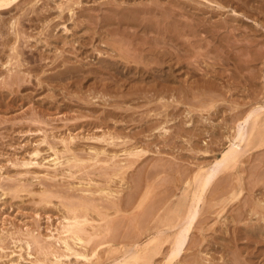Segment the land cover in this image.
Instances as JSON below:
<instances>
[{"label":"rangeland","instance_id":"374dc122","mask_svg":"<svg viewBox=\"0 0 264 264\" xmlns=\"http://www.w3.org/2000/svg\"><path fill=\"white\" fill-rule=\"evenodd\" d=\"M21 1H25V2L22 3ZM33 1L34 0H32V2L31 0H27V2H29L27 3L26 0H15L13 3L6 5L7 6L6 8L5 6H2V7L0 6L1 7L0 8V252H1L0 253V264H32V263L37 264V260L39 261L38 264H45V261L47 264H52L48 261H51V262L55 261L53 262V264H57L56 259L53 256L48 255L49 256L48 257V256L40 255V252H39L40 246L39 244H36L33 241V238L30 235L34 234L33 236L38 237L37 236L38 234L39 235L38 239L42 237L41 239H39L40 242L45 240V242L47 243L49 241L48 244H45V243L43 244V242L41 244L49 245L50 243V245L52 246L54 244L53 246L54 248L55 247L57 248L59 246L58 247L59 249L58 248L55 249L56 251L59 250L60 252V250H62L65 252L64 244L62 242L56 241V239L58 240L59 238L58 231L62 230L63 228L62 226L64 225V222H65L64 217H66V214H67V211L64 205H66V202L70 203L71 200L73 202H76L79 199H81V197L82 198L87 197L88 199H94L93 201L96 202V204H98L99 210L100 209L102 210V208L106 206L111 208V210H108V211L104 210L110 213L109 214L110 218L108 216V219L103 220L102 223L100 221L101 217H99L97 213L95 212L94 213L91 212L89 218H93V219L95 218L94 219L95 223L93 221L92 224L96 228L98 227V229L100 227L104 228L110 219V225L112 226V229H109V231L105 232V234L103 232L104 235L99 234L102 237L104 236L103 238L101 236L100 238L99 235L98 236L96 235L97 238H99L100 240L98 239L95 242L96 238L95 239L93 238L94 240L93 239H92L93 241L91 240L93 243L90 241L89 245L86 244L85 246H83L81 244L75 245L74 243H71L72 245H74V249L76 248L75 250L77 251L81 250L80 252H83L84 254H86L89 257L88 258L89 260H85V259L83 260L80 257H77V256L75 257V255H71L69 257L70 260H68L69 258L67 260L62 258V262H60L59 264H67V263L68 264H84V262L85 264H94V262L95 264H107V263L111 264L112 262H114L113 264H116L115 262H119V261L121 262L123 260L128 261L132 256L135 255L134 253L136 252L138 253L141 251V253L145 252L146 254H150L149 252L154 247V245H149L148 247H146V243L149 241L150 238L157 236V234L161 235V232H162V235H161L162 237L169 236V235H172V233L174 234L175 232L179 230L180 227L179 228L177 227L175 229L168 228V226H166L165 221L171 215V213H169L170 209L174 208V206L177 207L178 204H180V201L182 202L183 199H187L186 200L187 202L188 201L189 203L191 202V197H193L192 195L194 193L193 189L195 191L197 184H198V183H195L196 184L195 185L192 182L194 181L193 175L195 174L194 176H196V174L200 172L199 169H201L202 166L205 167L206 170L208 169V171L213 169L212 167H214L216 160H218V158L219 159L221 158L222 154L226 151V149L227 150L229 149V145L231 146L235 142L237 144V141L236 139H234V136H236V133L238 131H241L242 128H243L242 132L246 136V137L244 136L246 140L243 141V143L242 142L238 143L240 144L239 145L240 148L237 146L238 151L240 149L239 159L241 163H239V159H238L236 163L237 166L236 165L234 166L236 167L235 168L236 170L229 169L230 171L226 170L222 174L219 173L216 177L217 179L215 178L216 180H213V183L211 184V188L206 192V195L204 198L205 203L201 202L199 205L200 207L199 217L205 218L207 220L202 221L199 218L200 222L198 223L200 224H196L190 237L187 238V242H186L187 244L184 246V251L179 256L178 260L173 264H196V262L197 264H224L225 262H226L225 264H229V262L233 264L234 260L236 259H241V260H236L235 264L236 263L237 264L238 263L239 264L240 263L241 264H259V263L264 264V236H263L264 235V225H262L264 222L260 218V216L264 215V201H263L264 181L263 182L260 181V184L258 185L256 184L259 181L258 180L259 178H261V180H264V173H262L264 172V162H263L264 154H262L264 152L263 151L264 145H260L256 147L258 144L249 145L247 143L249 141L247 140L248 138L247 134L250 133L251 131L250 125H252L253 124L252 122L254 121L252 119L247 122H244L243 119L238 118V113L240 114L243 113L242 115L239 114V117H242L244 115L246 116L248 114L246 113V111H251V109L259 110V112L257 113L264 116V111H263L264 108H262L264 107V104H263L264 103V82H263L264 81V73H263L264 72V63H263L264 57H262L264 54V42H263L264 41V0H183V1L173 0V2L172 0H165V1L164 0H156V1L155 0H145V1L139 0V2L141 3L136 2L138 0H134V2L133 0H130L131 2H129L128 0H125V1L122 0L124 3H122L121 0H119V2L118 0H47V2L46 0H43V1L35 0L34 3ZM157 1L159 3H157ZM184 1L186 2V4H183L185 3ZM64 2H65V5L68 6V10L66 9V6H64V8L66 9L64 10L65 15L62 13V8H61L62 3ZM153 2L154 3L156 2V3L154 4ZM160 2H162L161 4H164L165 2L166 3L164 5H161ZM171 2L175 4L173 5L171 4ZM35 3L36 5L33 6V4ZM135 3L136 4L139 3V4L136 6ZM144 3L147 6L149 5V8L146 5H145L146 7L143 6ZM178 3L180 4L179 7H177L179 5ZM127 4L131 6H128ZM132 4H135V5L132 6ZM125 5H127L128 7ZM156 5L158 6L161 5L162 7H158ZM185 5L186 6L188 5L187 6L188 9L187 7H185ZM124 7H126L128 11L129 10L140 11L141 12L140 16L143 17L144 20L146 19L144 22H147V23L150 22V24L155 26L154 31L149 32L147 35L152 39L150 43H154L155 42L154 40L157 41L158 39H160L158 41L161 42V44H159L160 49L156 47L155 48L156 51H153L155 56H152L154 54L152 55L150 54L152 57L149 55V57L146 58L148 60V61L146 60L148 63L147 68H145L144 65L142 64H138L141 68L143 67L144 70H138L136 68V65H137L136 62H130V64L125 65V66L124 65L122 66L121 64L119 67L113 68L112 66L111 67L107 66L106 65L108 64L107 62H101L98 60V57L99 59H107L110 62H113V59L115 61V58L119 59L118 57H115V58L112 57L115 55V53L111 50L110 47L106 45L105 41H107V39H101V35L104 37V34H106L109 31L108 28L110 29L114 28V26L107 27L108 23H107L106 18L108 16L110 17L114 16V13H112L111 10H117V9L122 10V11L127 10ZM185 8L187 11L185 10ZM69 9H73V10L70 11ZM165 10H168V11H165ZM181 10H183V12ZM152 11L157 13L156 18L157 17L160 18L159 16L162 15V17L160 18L162 23L159 22L160 21L159 19H156L158 20V22L155 20L154 18L155 16H153L151 13ZM157 11H160V12H157ZM170 11L171 13H169ZM68 13H69V16H68ZM71 13L73 15H71ZM123 13L124 12H122L120 16L124 15ZM143 13L144 15L146 13V15L144 16ZM147 13L148 14L151 13L150 16L151 15L152 16L148 17ZM168 13L171 18L167 15ZM243 13L245 14L243 15ZM208 14H211L212 16ZM37 15H40V16H37ZM181 15L183 16L180 17ZM197 15L200 17H198ZM72 16L75 19V21L74 19H72ZM178 16L180 17L181 20H179ZM48 17H49V20H47ZM70 17L73 21H71ZM100 17L102 21L98 22ZM15 18L17 20L18 18H21V19L18 20L19 21L18 22ZM117 18H119V14ZM13 19L15 20L14 21L15 23L13 22ZM171 19H172V22L173 21L175 22V20H177L175 24H178V25L177 26L174 25V22L172 23ZM21 20H22V26L20 23ZM85 20L87 21L86 23H85ZM114 20L116 21V19ZM178 20L180 23L178 22ZM201 21H203L204 23L206 22L207 24L206 23L204 24ZM74 22L76 23L75 26L77 27L74 26L75 24ZM102 22L103 24L106 25V28L104 29L101 28V25H103L101 24ZM185 22H187V24H184ZM188 23L193 24L192 25L193 29H196V34L198 37L194 34H192L193 35L192 36L189 31H187L189 34L188 33H185V35L183 34L182 31L185 30L184 27L185 25H188ZM93 24H96V26H94ZM156 24L158 27L156 26ZM217 24L222 25V27ZM11 25L13 27H10ZM180 25L181 26L183 25V26L179 27ZM14 26L15 28L17 27L16 29H18L17 31H18L19 36L17 35V31L15 30ZM175 26L179 31L176 32ZM192 26L190 25L191 29H192ZM12 28L15 32H13ZM66 28L68 30H66ZM202 28L203 29L205 28V30H207L208 32L205 30L203 31ZM222 28L225 30H222ZM226 28L228 29V31ZM10 29L12 32L10 31ZM165 29H166V32H165ZM131 30L134 31V29L129 28L128 32H132ZM156 30H160L161 33L157 34ZM92 31L93 32L96 31L97 33H93ZM230 31H233L234 33ZM250 32L252 33V35ZM99 33L101 35H99ZM143 33L144 32L141 31V34L139 32V34L136 35V37L138 38L137 41L139 40L141 41L143 39L142 38V36L144 35ZM177 33L178 34L180 33L179 36ZM82 35L83 36L85 35V36L83 37ZM181 35L186 37L185 39L187 40L183 39L184 37ZM163 36H164V39H162ZM212 36H214L215 38ZM248 36H249V39H247ZM190 37H193V38L196 37L198 39L195 40L196 38L194 39L192 38L190 39V42H189L188 39ZM204 37H206V39ZM118 38L119 37L117 36V39ZM170 38L172 39L171 41H170ZM176 38L178 39L177 42H176ZM202 38L205 39L206 41H204ZM241 38L243 39L241 40ZM85 39H88L87 43H85L84 41ZM200 39L203 40V41L201 40V43L199 41ZM16 41L19 42L18 43L19 45L17 44ZM28 41L30 44L28 43ZM255 42L257 44H255ZM171 43H174V44H171ZM46 44H48V46ZM195 44H196V47H198L197 49L194 46ZM13 45H14V48L15 46L16 48L19 46L20 47L17 49L15 48V50L12 51L11 49ZM81 45L84 47H82ZM197 45H201L203 48ZM207 45L209 46V48H206L208 47ZM177 46H179L180 48ZM192 46H194V48ZM254 46L257 48H255ZM126 47L130 48V46H126ZM253 50H254V53H253ZM200 51H204V53H200ZM176 52H180L177 54H181V55H177ZM184 52L186 54H184ZM136 53H138L137 55H139L141 52L136 51ZM166 53L168 54L167 57H170V56L174 57L173 59L174 62H176L175 59L176 60L179 59L178 57H183L182 59L180 58L181 60L180 63H182V65L178 66L177 64H175L177 67L176 69L174 68L175 65H173L172 72L174 71L173 73H175V75L173 74V76H170L172 79H170L169 77L170 71L168 70V67H166L167 65L164 64L160 66L159 62H157L158 64L155 62V60L157 61L160 59L159 58L160 55H165ZM212 54L215 56V58L218 57L215 59L216 61H214L213 59L214 56H211ZM253 54L254 56L258 55V56H255L256 59L252 58L254 57ZM222 55H223V58H219ZM140 56L142 55L140 54ZM149 58H152V60ZM153 58H155V60ZM249 58H251V60ZM8 59L9 61L13 59L11 62L12 64L8 62ZM66 59L69 60V62ZM239 59H241L242 62H240ZM63 60H66V61L63 62ZM182 60L189 61V63L187 61L185 62H187L190 66L188 67V64H186L185 62H182ZM200 60L202 62H200ZM244 60L246 64L243 63ZM219 61H222L223 63L225 62V64L223 65V63ZM237 61H239V63ZM160 62H163V61L160 60ZM217 62H218V65H217ZM13 63H16L18 65L13 64ZM103 65L105 66V70L103 69L104 67H102ZM66 66L68 68H66ZM70 66H72L74 70L76 69L78 70L72 71L71 70L72 68H70ZM77 66L79 67L81 66V67L79 68ZM82 66L84 67V69ZM196 66L198 67V69L196 68ZM161 67L163 68V72L162 71L160 72V70L158 69ZM125 68L127 70H125ZM213 68L214 69L216 68L217 70L216 69L214 70ZM218 68H220L221 69V70L219 69L220 72L221 73L224 72V74L225 72L227 73V70H228V73H231L230 76L228 73L225 74L226 76L222 75L219 72ZM91 69L93 71H91ZM118 69L119 71L117 72L116 70ZM166 69L168 73L166 72ZM250 69L254 76H252V74L248 71ZM252 69H255L257 73L255 70L252 71ZM13 70H15L14 71L15 74L13 73ZM62 70L64 71L63 74H65V76L62 74ZM68 70L71 71L70 74ZM204 70H205V73L207 71V73L209 74L207 73L205 74ZM244 70L246 71V74L244 73L245 72ZM113 71H116V73ZM184 71L188 73H184ZM194 71L196 73H194ZM86 72H87V75H84ZM88 72L89 73L92 72L93 74H88ZM99 72L102 74H99ZM201 72L204 73V75ZM66 73H68L67 76H66ZM95 73H97L98 75ZM26 74L31 77L26 76ZM131 74L133 75V78ZM141 74H142V77H141ZM156 74L157 75L160 74V75L155 77L154 75ZM196 74L197 76H195ZM258 74L260 77L258 76ZM62 75L64 77H62ZM201 75L204 76L205 78H203ZM17 76L20 77V79ZM143 76L145 77L149 76V77L145 78ZM48 77H49V80H47ZM152 77L153 79L156 78L155 81L152 80ZM209 77L211 78L208 81ZM232 77H234V79H231ZM242 77L245 79L247 78V79L245 80ZM51 78L54 81L53 80L50 81ZM249 79L252 81H250ZM255 80L257 82H260L261 85L257 82L253 84L254 83L253 81ZM245 81H247V83ZM155 82L158 84H155ZM142 83L146 85L143 84L144 86H142ZM149 83L152 86L151 85L148 86ZM155 85H157L158 87ZM166 85H173L175 87L179 86L183 90L179 89V91L178 90L172 91L166 88L165 87ZM259 85L260 87H258ZM261 86H263V88ZM256 87L258 91H260L259 93L256 90ZM181 90L184 91V93L179 94L181 93ZM216 92L218 94H216ZM174 94H176L175 97H174ZM246 94H248V96H246ZM252 95L253 96L255 95V97H253ZM204 96L206 97V99L204 98ZM237 96L238 98H236ZM196 97H198V99L199 98L201 99L202 97L203 98L201 100L200 99L198 100ZM245 99H247V101H245ZM195 102H197V104H195ZM259 102L261 103L259 104ZM202 103L204 106L202 105ZM184 104L188 106H185ZM172 105H175L177 109L174 108ZM254 105L257 107L259 105L261 107L262 105V107L261 109H259L260 107L257 108ZM189 106L192 108H190ZM236 106H238L237 109L235 108ZM206 112H210V113H206ZM260 112L261 113L263 112V114H261ZM263 116L258 117L261 123L264 122ZM233 119L235 120L236 123L233 121ZM227 122L229 123L227 124ZM248 126H250V128ZM247 127L250 131H246ZM214 135H215V138H214ZM111 136H116V137L119 136L122 139L116 138L114 140V138H112ZM109 142L112 145L108 144ZM65 146L67 147L65 148ZM130 147L132 148L130 149ZM139 147L142 150V152H140ZM135 148H136V152H140L142 154L139 155V153L138 154L135 153ZM65 149L67 150V153H68V154L64 153L66 157V161L68 162V159H70V161L73 159L71 163L70 161L66 163L64 159L65 157H63L64 155L62 153ZM71 149H73V153L74 151H76V153L71 154L70 153L72 152ZM242 150L243 151L246 150V152H244L245 156L244 154H242L243 157L241 155V152H243ZM107 151L111 154H109ZM128 151L131 154L133 153L132 157L131 155H129ZM101 152H104V153L101 154ZM56 153L59 156L57 155L56 157L55 155ZM96 153L97 155H94ZM105 153L107 156H105ZM136 154H137V157H136ZM117 155L118 157H116ZM258 155H261L262 158L261 157L259 158ZM123 156H126V157H123ZM61 157L63 159H61ZM74 157L78 158V161L76 160L77 162L74 160ZM79 158H84V164L82 163L77 164L81 162L82 160V159L79 160ZM93 158L95 159V162L94 160L93 161L91 160ZM98 158L101 160H99ZM53 159L54 161L56 160V162H54ZM88 159L89 161H87ZM99 161H101V163ZM106 161L107 162L109 161L108 162L109 164L107 163L108 166L106 165ZM58 162H60V164H58L60 166L55 164ZM102 162H105V163H102ZM72 163L77 164L78 166L77 167L74 166L73 168V166H71ZM54 164L56 165V167ZM91 164H93L94 166ZM210 165H211V168L209 167ZM128 166H130V168ZM257 166L260 167V168L258 167V170L256 168ZM69 168H73V169L69 170ZM109 168H112V169H109ZM205 169H202L203 173L205 172L204 171ZM196 171L197 173H195ZM236 171L239 172L240 174L236 173ZM69 172L70 174H67ZM105 172L108 175L106 174L103 175ZM114 172L115 174L113 175L115 176L112 175V173ZM249 172L252 175L249 174ZM71 173H74L73 174L74 176ZM185 173L187 176L184 175ZM246 174L249 176H247ZM256 174L258 175L256 176ZM184 176H186L187 178H185ZM235 177L236 178L239 177L238 178L239 181H235L236 179ZM246 177L247 178L249 177L248 179L250 178L253 179L252 180L253 182L251 181V179L250 181H248ZM106 178L108 181L105 180ZM254 178H257L255 179L256 183L254 182ZM121 179H124V181ZM93 180H94V183L93 182L91 183V181ZM182 180L185 182H183ZM187 180L192 182L190 187H187V183H186ZM246 181H248L247 183L249 182L250 183L247 184ZM96 182L99 184H97ZM109 182H110V188L108 184ZM134 182H135V185H134ZM138 182L140 184H138ZM220 182H221V186L218 189L215 188V190H213L214 187H216V184L220 185ZM89 183L91 186L89 185ZM111 183L114 185H112ZM252 183L256 184L257 187ZM226 184H228V186ZM246 184L249 186L254 185L256 188L254 187L255 189H253L252 186L250 188ZM138 185L140 186V190H137L138 191L137 192L135 189L138 187ZM105 186H108V187H105ZM148 187H150V189L145 190L146 188L148 189ZM85 188L88 189L90 192L86 190ZM100 188H103L104 190L106 189L105 191H108V190H112V192L114 191L115 198L106 197L104 194L95 193L96 191L98 192L99 190H103ZM185 188L187 189V191ZM188 188L189 190L190 189L192 190V195L190 194L191 190L189 191ZM249 188L252 189L253 192L249 191L250 190ZM184 189L186 193L185 191L184 193L181 192ZM84 190L88 191L89 193L91 192H94V193L92 194H89L88 192L82 193L84 192ZM211 190H213V192ZM118 191L120 193H118ZM210 191L212 193H210ZM235 191L236 193L237 192L238 193H237L236 198H233L232 193ZM241 191H244V192H241ZM146 192H148L149 194L147 195ZM221 192L222 194L223 193L224 194L220 195ZM127 193H129L128 194L129 196H125L127 195ZM182 193L184 195L187 194L188 196L185 195L186 198H184V195H181ZM252 193L255 196H253ZM261 193L263 194V197L260 196ZM117 194H118L119 200L118 198H116ZM143 194L144 195L146 194L147 197L145 198L146 195L144 196ZM179 194L183 198H181ZM134 195H135V199L133 198L134 200L132 202L129 201L130 197H133ZM218 195L220 197H218ZM141 198L145 199L143 200L144 202H142L143 207L142 206L137 207L139 205L138 201L142 200ZM219 199H222V200H219ZM123 200L125 202L127 201V203L128 201L129 203L131 202L130 206H128L129 203L127 205H124L126 203ZM255 201L257 205L255 204ZM101 202L104 205L101 204ZM105 202H106V206H105ZM217 202H219L220 204ZM111 203H113L112 204L113 207L114 205L118 204L117 207H119V209L123 213L121 212L120 214L119 212L116 213L115 210H113L114 208H112V206H109L111 205ZM258 204L262 206L263 209H260L262 207H258ZM240 205L241 207H238ZM136 207L138 209H136ZM233 208H234V211L232 212ZM218 209L219 210L222 209V210L219 211ZM251 209L254 212H252ZM150 211L152 212V214H150L151 213ZM244 211L247 214H245ZM247 211L249 212L251 211V212L248 213ZM238 212L240 213V215L238 214ZM116 214H118L117 215L118 217H117V221L115 222ZM143 214L146 215L144 217H146L147 219H144ZM147 214H148V217H147ZM249 214L251 215L250 217L248 216ZM256 214H257V217H256ZM244 216L245 217L247 216V218H245ZM237 217H239L241 221ZM243 217L245 220L243 219ZM224 219L226 221L228 220L229 222L228 221L226 222ZM142 220L145 222H142ZM232 220L234 221L236 220V221L234 222ZM249 220L251 221L248 222ZM96 221H100V223ZM139 221H141L142 226L144 228L140 226L141 223H139ZM224 222H225V225H224ZM115 223L117 224L120 223V225L118 224V228L115 227L117 226ZM220 226H223L224 230ZM114 227L115 229L118 230V231L116 230L115 232L117 235L113 232ZM140 227H142L143 230L140 229ZM96 228L94 229L93 227H88V230L90 233L95 234L96 233L95 231L97 230ZM169 229L170 231H168ZM110 231H112L113 233H111ZM32 232L33 234H31ZM108 232L110 235H108ZM220 232H222L223 234ZM52 235L56 237L55 240L49 238V237H52ZM107 235L109 237H107ZM138 235H139V239L136 238V241H135L134 238L138 237ZM236 236L238 239H236ZM114 237L118 239L116 240ZM253 237L254 238L257 237L258 239L255 238L253 240L252 239ZM109 238L110 240H108ZM111 238L114 239V241L112 240L113 242L111 241ZM223 238H225V240ZM196 239L204 243H199L200 241L197 242ZM259 239L261 241H259ZM207 241L211 242V244L210 243L207 244ZM216 241H219V244L218 242L216 244ZM231 241H234V242H231ZM250 241H255L256 243L255 242L250 243ZM94 242L98 243V245L95 244ZM229 242L232 244L230 245ZM28 243L30 244V248H28L27 246ZM135 243L139 244L140 246L135 245ZM141 243L142 244L145 243L143 244L145 246H143ZM196 243L201 244V246L197 245ZM227 243H229L230 247L228 245L226 246ZM245 244L247 246H245ZM91 246L93 247V249ZM94 246H96L97 249ZM111 246L113 247L111 248ZM134 246L135 247L137 246V247L135 248ZM163 246L160 250V253L157 254L153 259H151V262L148 264H165L166 262L165 259H166V255L168 252V248L170 247V244L164 243ZM61 247H63L64 250ZM90 247L92 250L90 249ZM133 247L135 248V250ZM117 248L119 249V252L115 251ZM123 248L124 249L126 248L127 251H125L126 249L124 250ZM131 248H133L132 249L133 254L129 253V251L131 252ZM146 248L148 249V252L146 251ZM94 249H96L95 250L96 253L93 251ZM246 249L247 251L244 252V250ZM82 250H85V251H82ZM112 250H114V252ZM251 251L255 255L251 253ZM93 253L96 255H93ZM106 253H107V256H106ZM122 253L128 255L129 257ZM121 255H124V256L122 257ZM237 255L239 258L237 257ZM43 257L44 258L47 257L48 259L46 258L47 260L44 259L43 261ZM35 259H36V262H35ZM154 259L157 262L154 261ZM161 260L163 263L161 262Z\"/></svg>","mask_w":264,"mask_h":264},{"label":"bare ground","instance_id":"6f19581e","mask_svg":"<svg viewBox=\"0 0 264 264\" xmlns=\"http://www.w3.org/2000/svg\"><path fill=\"white\" fill-rule=\"evenodd\" d=\"M15 0H0V6L2 7V6H5V8L7 7L6 5H9V4H11V3H13ZM35 1V0H34ZM34 1H33V3H34ZM41 1V0H40ZM43 1V0H42ZM122 1V0H121ZM120 1V2H121ZM125 1V0H124ZM129 2H131L130 0H128ZM142 1V0H141ZM145 1V0H144ZM143 1V2H144ZM156 1V0H155ZM165 1V0H164ZM164 1H162V2H164ZM175 1V0H174ZM183 1V0H182ZM22 3L23 2H25V1H21ZM26 2H27V0H26ZM31 2H32V0H31ZM30 2V3H31ZM46 2H47V0H46ZM80 2V1H79ZM117 2V1H116ZM115 2V3H116ZM118 2H119V0H118ZM133 2H134V0H133ZM136 2H139V0L138 1H136ZM147 2H149V1H147ZM162 2H160V4L162 3ZM172 2H173V0H172ZM171 2V4H173ZM185 2V1H184ZM22 3H20V4H22ZM27 3H29V2H27ZM26 3V4H27ZM37 3V2H36ZM36 3L35 4H33V6L34 5H36ZM38 3H39V1H38ZM74 3V2H73ZM114 3V4H115ZM122 3H124L123 1H122ZM126 3V2H125ZM139 3H141V2H139ZM139 3H135L136 4V6L139 4ZM154 3V2H153ZM153 3H152V5H153ZM156 3V2H155ZM154 3V4H155ZM157 3H159L158 1H157ZM166 3V2H165ZM164 3V4H165ZM229 3V2H228ZM32 4V3H31ZM120 4V3H119ZM129 4V3H128ZM127 4V5H128ZM135 4H132V6L133 5H135ZM164 4H161V5H164ZM175 4V3H174ZM173 4V5H174ZM179 4V3H178ZM178 4H176V5H178ZM183 4H186V2L185 3H183ZM182 4V5H183ZM30 5V4H29ZM39 5V4H38ZM71 5V4H70ZM118 5V4H117ZM122 5V4H121ZM127 5H125V6H127ZM141 5V4H140ZM146 4L144 3V5L143 6H145ZM158 6V5H156V6H158V7H162V6ZM181 5V6H182ZM227 5V4H226ZM42 6H44V5H42ZM47 6V5H46ZM61 6V5H60ZM64 6H66L65 5V2L64 3H62V13L64 14V10H68V6H66V9L64 8ZM72 6V5H71ZM78 6H80V5H78ZM128 6H131V5H128ZM127 6V7H128ZM147 6V5H146ZM145 6V7H146ZM170 6V5H169ZM180 6V4L177 6V7H179ZM188 6V5H187ZM186 5H185V7H187ZM229 6H231V5H229ZM262 6V5H261ZM0 7V8H1ZM9 7V6H8ZM15 7H17V6H15ZM36 7V6H35ZM70 7V6H69ZM145 7H144V9H145ZM148 8H149V5L147 6ZM174 7V6H173ZM172 7V8H173ZM183 7V6H182ZM219 7V6H218ZM73 8V7H72ZM125 9H127L126 7H124ZM133 8V7H132ZM131 8V9H132ZM170 8V7H169ZM181 8V7H180ZM220 8V7H219ZM8 9V8H7ZM109 9V8H108ZM152 9V8H151ZM156 9H157V7H156ZM163 9V8H162ZM183 9V8H182ZM187 9H188V7H187ZM31 10V9H30ZM30 10H29V12H30ZM70 11L71 10H73V9H69ZM161 10V9H160ZM164 10V9H163ZM185 10H186V8H185ZM23 11V10H22ZM21 11V12H22ZM33 11V10H32ZM32 11H31V13H32ZM47 11V10H46ZM51 11V10H50ZM49 11V12H50ZM112 11V13H114V16H112V17H110V16H108L106 19H107V23H108V26L107 27H109V26H114V28H112V29H110V28H108L109 29V31L107 32V30H106V34H104V37L99 33V35H101V39H107V41H105V43H106V45L108 46V47H110L111 48V50L115 53V55L114 56H112V57H118L119 59H116L115 58V61H114V59H113V62H110V61H108L107 59H99V57H98V60L99 61H101V62H107L108 64H106L107 66H109V67H113V68H115V67H119L121 64H122V66L124 65H128V64H130V62H136V68L138 69V70H144V68L142 67H140L138 64H142V65H144V67L145 68H147V65H148V63H147V59L146 58H148L149 57V55L151 54H154L153 53V51H156L155 50V48L156 47H158L159 48V44H161V42L160 41H158V40H160V39H158L157 41L156 40H154L155 42L154 43H150L151 42V38L149 37V36H147L148 35V33L149 32H151V31H154V28H155V26L154 25H152V24H150V22H144L145 20L143 19V17H141L140 16V11H136V10H129L128 11V9L127 10H124V11H122V10H111ZM142 11V10H141ZM145 11V10H144ZM154 11H156V10H154ZM154 11H152L151 13H152V15L153 16H155L154 18H155V20L156 19H159L160 20V18L162 17V15L161 16H159L160 18H156V12H154ZM165 11H168V10H165ZM182 12H183V10H181ZM187 11V10H186ZM185 11V12H186ZM234 11V10H233ZM9 12V11H8ZM69 12V11H68ZM110 12V11H109ZM122 12H124L123 14L124 15H122V16H120L121 15V13ZM157 12H160V11H157ZM216 12H218V11H216ZM28 13V12H27ZM34 13V12H33ZM38 13V12H37ZM44 13V12H43ZM48 13V12H47ZM51 13V12H50ZM72 13H74V12H72ZM71 13V15H73ZM79 13V12H78ZM108 13V12H107ZM149 13V12H148ZM147 13V15H148V17L150 16V14H148ZM169 13H171V11L169 12ZM169 13L167 14L168 16H169ZM212 13V12H211ZM236 13V12H235ZM261 13V12H260ZM41 14H42V12H41ZM76 14V13H75ZM74 14V15H75ZM118 14H119V18H117L118 17ZM160 14H162V13H160ZM181 14V13H180ZM192 14H194V13H192ZM245 13H243V15H244ZM24 15H25V13H24ZM65 15V14H64ZM70 15V16H71ZM78 15V14H77ZM82 15V14H81ZM106 15V14H105ZM143 15H144V13H143ZM145 15H146V13H145ZM144 15V16H145ZM151 15V16H152ZM201 15V14H200ZM208 15H211V14H208ZM218 15V14H217ZM247 15V14H246ZM37 16H40V15H37ZM63 16V15H62ZM68 16H69V13H68ZM76 16V15H75ZM117 16V17H116ZM150 16V17H151ZM183 15H181L180 17H182ZM198 16V15H197ZM212 16V15H211ZM44 17V16H43ZM47 17V16H46ZM65 17V16H64ZM79 17V16H78ZM82 17V16H81ZM84 17V16H83ZM86 17V16H85ZM93 17V16H92ZM102 17V16H101ZM101 17H100V19H101ZM166 17V16H165ZM170 17V16H169ZM176 17V16H175ZM179 17V16H178ZM180 17H179V20H181L180 19ZM193 17V16H192ZM198 17H200V16H198ZM204 17H206V16H204ZM209 17V16H208ZM207 17V18H208ZM25 18V17H24ZM66 18V17H65ZM103 18V17H102ZM167 18V17H166ZM171 18V17H170ZM185 18V17H184ZM194 18V17H193ZM16 19V18H15ZM21 18H18V20H20ZM37 19H39V18H37ZM42 19V18H41ZM63 19V18H62ZM70 19H71V17H70ZM72 19H74L73 18V16H72ZM71 19V21H73ZM85 19V18H84ZM98 20V22H100V21H102V19L101 20ZM105 19V18H104ZM114 19H116V21L114 20ZM152 19V18H151ZM150 19V20H151ZM165 19V18H164ZM173 19H174V17H173ZM190 19V18H189ZM195 19V18H194ZM200 19V18H199ZM232 19V18H231ZM17 20V19H16ZM17 20V21H18ZM26 20V19H25ZM47 20H49V17H48V19ZM77 20V19H76ZM88 20H90V19H88ZM149 20V19H148ZM169 20V19H168ZM179 20H178V22H179ZM183 20V19H182ZM186 20V19H185ZM15 20L13 19V22H14ZM31 21V20H30ZM33 21V20H32ZM37 21V20H36ZM70 21V22H71ZM74 21H75V19H74ZM80 21V20H79ZM83 21V20H82ZM109 21V22H108ZM157 22H158V20H156ZM167 21V20H166ZM165 21V22H166ZM170 21V20H169ZM176 21L177 20H175V22H174V25H178V24H175L176 23ZM191 21H192V19H191ZM190 21V22H191ZM225 21V20H224ZM228 21V20H227ZM12 22V23H13ZM19 22V21H18ZM39 22V21H38ZM87 21L85 20V23H86ZM159 22H161V20L159 21ZM164 22V23H165ZM171 22H172V19H171ZM172 22V23H173ZM188 22V21H187ZM187 22H185L184 24H187ZM194 22V21H193ZM192 22V23H193ZM200 22V21H199ZM202 23H204L203 21H201ZM211 22V21H210ZM213 22V21H212ZM226 22V21H225ZM15 23V22H14ZM21 26H22V20H21ZM20 23H19V25H20ZM73 23V22H72ZM75 23V22H74ZM81 23V22H80ZM91 23V22H90ZM162 23V22H161ZM167 23V22H166ZM169 23V22H168ZM180 23V22H179ZM182 23V22H181ZM202 23H200V24H202ZM206 23V22H205ZM204 23V24H205ZM227 23V22H226ZM225 23V24H226ZM44 24V23H43ZM83 24V23H82ZM101 24H103V22L101 23ZM158 24V23H157ZM157 24H156V26H157ZM183 24V25H184ZM197 24V23H196ZM207 24V23H206ZM209 24V23H208ZM212 24V23H211ZM13 25V24H12ZM10 26V27H13V26ZM45 25V24H44ZM55 25H57V24H55ZM76 25V23L74 24V26ZM94 26H96V24H93ZM116 25V26H115ZM164 25H166V24H164ZM171 25V24H170ZM182 25V26H183ZM190 25L192 26L193 24H189L188 23V25H185V27H184V31H182L183 32V34L185 35V33H188L187 31H189L190 32V34L192 35V34H194V35H196L197 36V34H196V29H193V26H192V29L190 28ZM217 25H219V24H217ZM17 26V25H16ZM20 26V27H21ZM46 26H47V24H46ZM45 26V27H46ZM66 26V25H65ZM82 26V25H81ZM85 26V25H84ZM83 26V27H84ZM176 26H175V29H176V32L177 31H179L177 28H176ZM181 25L179 26V27H182ZM203 26V25H202ZM211 26V25H210ZM216 26V25H215ZM214 26V27H215ZM219 26H221L222 27V25H219ZM18 27V26H17ZM16 27V28H17ZM75 27H77V26H75ZM100 27V26H99ZM158 27V26H157ZM167 27V26H166ZM174 27V26H173ZM205 27H206V25H205ZM228 27V26H227ZM14 28H15V26H14ZM15 28V30L17 31L18 29H16ZM19 28V27H18ZM22 28V27H21ZM101 28H106V25L105 24H103V25H101ZM129 28H132V29H134V31L133 30H131L132 32H128V29ZM165 28V27H164ZM190 28V29H189ZM194 28H196V27H194ZM209 28V27H208ZM81 29V28H80ZM175 29H174V31H175ZM189 29V30H188ZM212 29V28H211ZM227 29V28H226ZM12 30H13V28H12ZM21 30H23V29H21ZM66 30H68L67 28H66ZM200 30V29H199ZM198 30V31H199ZM202 30L204 31L205 30V28L203 29L202 28ZM221 30V29H220ZM222 30H225V29H223L222 28ZM10 31H11V29H10ZM44 31V30H43ZM98 31V30H97ZM100 31V30H99ZM141 31L142 32H144L143 34V36H142V40L140 41H137L138 40V38L136 37V35L137 34H139V32H140V34H141ZM157 31V34L158 33H161V31L160 30H156ZM205 31H207V30H205ZM227 31H228V29H227ZM226 31V32H227ZM235 31V30H234ZM12 32V31H11ZM13 32H15L14 30H13ZM48 32V31H47ZM93 32V31H92ZM92 32H91V34H92ZM165 32H166V29H165ZM169 32V31H168ZM167 32V33H168ZM181 32V31H180ZM201 32V31H200ZM208 32V31H207ZM206 32V33H207ZM216 32V31H215ZM220 32V31H219ZM230 32H233V31H230ZM20 33V32H19ZM25 33V32H24ZM45 33V32H44ZM93 33H97L96 31H94ZM197 33H199V32H197ZM202 33H204V32H202ZM201 33V34H202ZM218 33V32H217ZM234 33V32H233ZM251 33V32H250ZM250 33H248V34H250ZM86 34V33H85ZM90 34V33H89ZM88 34V35H89ZM153 34V33H152ZM156 34V35H157ZM166 34V33H165ZM178 34V33H177ZM180 34V33H179ZM179 34H178V36H179ZM189 34V33H188ZM208 34V33H207ZM229 34V33H228ZM245 34H247V33H245ZM7 35V34H6ZM17 35H18V31H17ZM76 35V34H75ZM98 35V34H97ZM150 35H151V33H150ZM199 35V34H198ZM220 35V34H219ZM251 35H252V33H251ZM19 36V35H18ZM50 36V35H49ZM83 36V35H82ZM85 36V35H84ZM83 36V37H84ZM90 36V35H89ZM94 36V35H93ZM117 36L119 37L118 39H117ZM147 36V37H146ZM159 36V35H158ZM181 36H183V35H181ZM193 36V35H192ZM208 36V35H207ZM206 36V37H207ZM250 36V35H249ZM249 36L247 37V39H249ZM116 37V38H115ZM157 37V36H156ZM173 37V36H172ZM184 37V36H183ZM189 37V36H188ZM198 37V36H197ZM201 37H203V36H201ZM201 37H199V38H201ZM206 37H204L205 39H206ZM212 37H214V36H212ZM219 37V36H218ZM228 37H229V35H228ZM234 37H235V35H234ZM245 37V36H244ZM251 37H253V36H251ZM20 38V37H19ZM18 38V39H19ZM24 38H26V37H24ZM94 38V37H93ZM97 38V37H96ZM126 38V39H125ZM153 38V37H152ZM162 38V37H161ZM166 38V37H165ZM186 37H184L183 39H185ZM193 37H190L188 40H189V42H190V39H192ZM194 38H196V37H194ZM193 38V39H194ZM215 38V37H214ZM217 38V37H216ZM17 39V38H16ZM155 39V38H154ZM157 39V38H156ZM162 39H164V36H163V38ZM180 39H182V38H180ZM198 38H196L195 40H197ZM203 39V38H202ZM202 39H200L199 41H200V43H201V40ZM205 39H203L204 41H206ZM243 38H241V40H242ZM20 40V39H19ZM27 40V39H26ZM93 40V39H92ZM172 39L170 38V41H171ZM185 40H187V39H185ZM202 40V41H203ZM228 40V39H227ZM8 41V40H7ZM22 41V40H21ZM51 41V40H50ZM85 41V43H87L88 42V39H85L84 40ZM91 41V40H90ZM94 41V40H93ZM121 41V42H120ZM124 41V42H123ZM137 41V42H136ZM163 41V40H162ZM169 41V42H170ZM178 41V39L176 38V42ZM244 41V40H243ZM247 41V40H246ZM17 42V41H16ZM16 42H15V44H16ZM25 42V41H24ZM191 42H193V41H191ZM245 42V41H244ZM264 42V41H263ZM262 42V43H263ZM19 42H17V44H18ZM28 43H29V41H28ZM48 43H49V41H48ZM93 43V42H92ZM165 43H166V41H165ZM164 43V44H165ZM188 43V42H187ZM195 43V42H194ZM246 43V42H245ZM22 44V43H21ZM30 44V43H29ZM171 44H174V43H171ZM184 44H185V42H184ZM193 44V43H192ZM198 44V43H197ZM248 44V43H247ZM255 44H257L256 42H255ZM19 45V44H18ZM24 45V44H23ZM47 46H48V44H46ZM70 45V44H69ZM191 45V44H190ZM253 45V44H252ZM251 45V46H252ZM263 45V44H262ZM82 46V45H81ZM124 46H125V48H124ZM126 46H130V48L128 47H126ZM186 46V45H185ZM195 47H196V44L194 45ZM194 46H192L193 48H194ZM197 46H200V47H202L201 45H197ZM208 46V45H207ZM11 47V46H10ZM20 47V46H19ZM19 47H17V48H19ZM22 47V46H21ZM64 47V46H63ZM70 47V46H69ZM82 47H84V46H82ZM163 47V46H162ZM177 47H179V46H177ZM189 47V46H188ZM191 47V46H190ZM255 47V46H254ZM15 48H16V46H15ZM15 48H14V45H13V47H12V51H14L15 50ZM16 48V49H17ZM109 48V49H110ZM180 48V47H179ZM192 48V49H193ZM198 47H196V49H197ZM203 48V47H202ZM206 48H209V46L208 47H206ZM205 48V49H206ZM255 48H257V47H255ZM36 49V48H35ZM160 49V48H159ZM190 49V48H189ZM216 49V48H215ZM227 49V48H226ZM21 50V49H20ZM24 50V49H23ZM194 50V49H193ZM199 50V49H198ZM207 50V49H206ZM246 50V49H245ZM247 50H248V48H247ZM261 50V49H260ZM94 51V50H93ZM111 51V52H112ZM136 51H140L141 53V55L142 56H140V54L139 55H137L138 53H136ZM164 51V50H163ZM179 51V50H178ZM184 51V50H183ZM183 51H182V53H183ZM192 51V50H191ZM233 51V50H232ZM231 51V52H232ZM19 52V51H18ZM23 52V51H22ZM165 52V51H164ZM167 52V51H166ZM181 52V51H180ZM180 52H176V54L177 53H180ZM188 52V51H187ZM207 52V51H206ZM230 52V53H231ZM252 52V51H251ZM256 52V51H255ZM14 53V52H13ZM25 53V52H24ZM114 53H112V54H114ZM142 53H144V54H142ZM196 53V52H195ZM200 53H204V51H200ZM217 53V52H216ZM221 53H223V52H221ZM250 53V52H249ZM253 53H254V50H253ZM257 53H258V51H257ZM170 54V53H169ZM184 54H186L185 52H184ZM208 54H210V53H208ZM260 54V53H259ZM12 55V54H11ZM10 55V56H11ZM22 55H23V53H22ZM150 55V56H151ZM156 55H157V53H156ZM160 55V54H159ZM167 53L165 54V55H160L159 56V60H155V58H153L154 60H155V62L157 63V62H159V65L160 66H162V65H164V64H166L167 66L166 67H168V70L170 71V73H169V77L170 76H173V74L175 75V73H173L172 72V68H173V65H175V64H177L178 66L179 65H182V63H180V58L182 59L183 57H178L177 59L179 60H176L175 59V61L176 62H174L173 61V59H174V57L173 56H170V57H167ZM171 55V54H170ZM177 55H181V54H177ZM187 55H188V53H187ZM196 55V54H195ZM201 55V54H200ZM204 55H206V54H204ZM18 56V55H17ZM110 56V55H109ZM152 56H155V54L154 55H152ZM151 56V57H152ZM163 56V57H162ZM176 56V55H175ZM211 56H214L213 54L211 55ZM211 56H210V58H211ZM242 56V55H241ZM253 56H254V54H253ZM255 56H258V55H255ZM255 56L254 57H252L253 59H256L255 58ZM32 57V56H31ZM165 57V58H164ZM204 57V56H203ZM207 57V56H206ZM205 57V58H206ZM247 57V56H246ZM250 57V56H249ZM262 57H264V54H263V56ZM261 57V58H262ZM12 58V57H11ZM10 58V59H11ZM65 58V57H64ZM164 58V59H163ZM198 58V57H197ZM202 58V57H201ZM216 58H218V57H216ZM215 56H214V61H216L215 59ZM219 58H223V55L221 56V57H219ZM248 58V57H247ZM258 58V57H257ZM260 58V57H259ZM25 59V58H24ZM33 59V58H32ZM111 59V60H112ZM149 59H151L152 60V58H149ZM212 59V60H213ZM246 59V58H245ZM250 60H251V58H249ZM249 59H248V61H249ZM13 60V59H12ZM12 60H10L9 61V59H8V62L9 63H11L12 62ZM26 60V59H25ZM67 60V59H66ZM66 60H63V62H65ZM147 60V61H146ZM153 60V61H154ZM160 60H162L163 62H160ZM203 60V59H202ZM18 61V60H17ZM16 61V62H17ZM68 62H69V60H67ZM178 61V62H177ZM185 61H187V60H185ZM184 60H182V62H185ZM192 61V60H191ZM239 61L240 62H242L241 61V59H239ZM239 61H237L238 63H239ZM7 62V63H8ZM23 62V61H22ZM37 62H38V60H37ZM151 62V61H150ZM188 63H189V61H187ZM187 62H185L186 64H188ZM200 62H202L201 60H200ZM206 62V61H205ZM204 62V63H205ZM219 62H222V61H219ZM257 62V61H256ZM6 63V64H7ZM40 63V62H39ZM43 63V62H42ZM155 63V64H156ZM178 63H180V64H178ZM194 63V62H193ZM196 63V62H195ZM215 63V62H214ZM223 63V62H222ZM243 63H245V60H244V62ZM250 63V62H249ZM252 63V62H251ZM254 63H255V61H254ZM264 63V62H263ZM12 64V63H11ZM13 64H16V63H13ZM37 64V63H36ZM41 64V63H40ZM133 64V63H132ZM135 64V63H134ZM158 64V63H157ZM156 64V65H157ZM202 64V63H201ZM200 64V65H201ZM225 64V62L223 63V65ZM246 64V63H245ZM257 64V63H256ZM16 65H18V64H16ZM28 65V64H27ZM152 65H153V63H152ZM185 65V64H184ZM192 65V64H191ZM198 65H199V63H198ZM217 65H218V62H217ZM238 65V64H237ZM241 65V64H240ZM239 65V66H240ZM249 65V64H248ZM20 66V65H19ZM18 66V67H19ZM106 66V67H107ZM158 66V65H157ZM190 65L188 64V67H189ZM214 66V65H213ZM260 66V65H259ZM7 67H9V66H7ZM16 67V66H15ZM14 67V68H15ZM77 67H79V66H77ZM81 67V66H80ZM79 67V68H80ZM83 67V66H82ZM102 67H104L103 69L105 70V66L103 65ZM134 67V66H133ZM149 67V66H148ZM159 67V66H158ZM181 67V66H180ZM185 67V66H184ZM193 67H195V66H193ZM11 68V67H10ZM22 68V67H21ZM40 68V67H39ZM48 68V67H47ZM66 68H68L67 66H66ZM70 68H72V66H70ZM70 68H69V70H70ZM74 68H76V67H74ZM101 68V67H100ZM174 68L176 69L177 67H176V65L174 66ZM196 68L198 69V67L196 66ZM202 68V67H201ZM207 68V67H206ZM228 68V67H227ZM226 68V69H227ZM9 69V68H8ZM16 69V68H15ZM83 69H84V67H83ZM110 69V68H109ZM108 69V70H109ZM159 70H160V72L162 71L163 72V68L161 67V68H158ZM214 69V68H213ZM216 69V68H215ZM214 69V70H215ZM220 68H218V70H219ZM225 69V70H226ZM234 69H235V67H234ZM11 70V69H10ZM68 70V72H69V74H70V72L71 71H69ZM72 71L74 70L73 68L71 69ZM76 70H78V69H76ZM76 70H74V71H76ZM80 70V69H79ZM112 70V69H111ZM110 70V71H111ZM125 70H127L126 68H125ZM130 70V69H129ZM131 70H133V69H131ZM154 70V69H153ZM157 70V69H156ZM195 70V69H194ZM207 70V69H206ZM217 70V69H216ZM221 70V69H220ZM220 70H219V72H220ZM243 70V69H242ZM253 70H255V69H252V71ZM261 70V69H260ZM14 71L15 70H13V73H14ZM64 71H65V69H64ZM64 71L62 70V74L64 73ZM91 71H93L92 69H91ZM117 72L119 71V69L118 70H116ZM116 71H113V72H115L116 73ZM150 71V70H149ZM152 71V70H151ZM182 71H183V69H182ZM189 71V70H188ZM196 71V70H195ZM194 71V73H196ZM209 71V70H208ZM245 71V70H244ZM251 74H252V72H251V69L250 70H248ZM256 71V70H255ZM10 72V71H9ZM61 72V71H60ZM59 72V73H60ZM95 72V71H94ZM133 72V71H132ZM131 72V73H132ZM138 72V71H137ZM137 72H135V73H137ZM166 72L168 73V71H167V69H166ZM177 72V71H176ZM180 72V71H179ZM18 73V72H17ZM16 73V74H17ZM58 73V74H59ZM81 73V72H80ZM109 73V72H108ZM127 73H129V72H127ZM184 73H188V72H185L184 71ZM202 73V72H201ZM204 73H205V70H204ZM204 73H202L203 75H204ZM206 73H207V71H206ZM205 73V74H206ZM212 73V72H211ZM221 73V72H220ZM227 73H228V70H227ZM226 72H225V74H227ZM245 74H246V71L244 72ZM256 73H257V71H256ZM259 73V72H258ZM264 73V72H263ZM9 74V73H8ZM15 74V73H14ZM13 74V75H14ZM57 74V75H58ZM61 74V73H60ZM59 74V75H60ZM67 74L68 73H66V76H67ZM84 74V73H83ZM88 74H93L92 72H88ZM95 74H97V73H95ZM99 74H102V73H100L99 72ZM143 74V73H142ZM142 74H141V77H142ZM146 74V73H145ZM158 74V73H157ZM154 75L155 77L156 76H159V75ZM164 74H165V72H164ZM164 74H162V75H164ZM177 74V73H176ZM180 74V73H179ZM207 74H209V73H207ZM213 74H214V72H213ZM222 75H224V76H226L225 74H224V72L223 73H221ZM229 74V76H230V74L231 73H228ZM54 75V74H53ZM57 75H55V76H57ZM64 76H65V74H63ZM62 75V77H64ZM82 75V74H81ZM84 75H87V72L84 74ZM98 75V74H97ZM114 75V74H113ZM132 75V74H131ZM130 75V76H131ZM181 75V74H180ZM188 75V74H187ZM220 75V74H219ZM239 75V74H238ZM256 75V74H255ZM26 76H29V75H27L26 74ZM129 76V75H128ZM146 76V75H145ZM145 76H143V77H145ZM152 76V75H151ZM167 76V75H166ZM192 76V75H191ZM195 76H197V74L195 75ZM194 76V77H195ZM202 76V75H201ZM205 76H207V75H205ZM210 76H212V75H210ZM236 76V75H235ZM246 76V75H245ZM252 76H254L253 74H252ZM251 76V77H252ZM258 76H259V74H258ZM18 77V76H17ZM29 77H31V76H29ZM44 77V76H43ZM52 77V76H51ZM59 77V76H58ZM58 77H57V79H58ZM138 77V76H137ZM140 77V76H139ZM140 77V78H141ZM149 77V76H148ZM148 77H145V78H148ZM168 77V78H169ZM193 77V76H192ZM203 78H205L204 76H202ZM217 77H218V75H217ZM260 77V76H259ZM16 78V77H15ZM19 79H20V77H18ZM18 78H17V80H18ZM132 78H133V75H132ZM135 78H136V76H135ZM144 78V79H145ZM167 78V77H166ZM176 78H177V76H176ZM180 78V77H179ZM178 78V79H179ZM182 78V77H181ZM211 77H209L208 78V81H209V79H210ZM229 78V77H228ZM243 78V77H242ZM262 78V77H261ZM260 78V79H261ZM30 79V78H29ZM46 79V78H45ZM55 79V78H54ZM156 79V78H155ZM155 79H153V77H152V80L153 81H155ZM158 79H159V77H158ZM162 79V78H161ZM170 79H172L171 77H170ZM189 79V78H188ZM197 79V78H196ZM207 79V78H206ZM213 79V78H212ZM217 79V78H216ZM231 79H234V77H232ZM243 79H245V78H243ZM247 79V78H246ZM245 79V80H246ZM259 79V80H260ZM40 80V79H39ZM47 80H49V77H48V79ZM51 80H53L52 78L50 79V81ZM56 80V79H55ZM61 80V79H60ZM163 80V79H162ZM180 80V79H179ZM178 80V81H179ZM228 80V79H227ZM230 80V79H229ZM236 80V79H235ZM234 80V81H235ZM238 80H240V79H238ZM250 80V79H249ZM54 81V80H53ZM176 81V80H175ZM182 81V80H181ZM191 81H193V80H191ZM218 81V80H217ZM237 81V80H236ZM244 81V80H243ZM250 81H252V80H250ZM11 82V81H10ZM202 82V81H201ZM207 82V81H206ZM213 82V81H212ZM232 82V81H231ZM246 83H247V81H245ZM254 83L253 84H255V82H257L256 80L255 81H253ZM264 82V81H263ZM178 83H180V82H178ZM193 83V82H192ZM199 83V82H198ZM210 83V82H209ZM218 83V82H217ZM216 83V84H217ZM242 83V82H241ZM257 83H259L260 84V82H257ZM144 83H142V86H144V85H146V84H144ZM155 84H158V83H156L155 82ZM213 84V83H212ZM20 85V84H19ZM151 84L149 83V85L148 86H150ZM204 85V84H203ZM241 85V84H240ZM248 85H249V83H248ZM261 85V84H260ZM260 85L258 86V87H260ZM137 86V85H136ZM139 86V85H138ZM152 86V85H151ZM155 86H157V85H155ZM192 86V85H191ZM216 86V85H215ZM132 87V86H131ZM130 87V88H131ZM140 87V86H139ZM158 87V86H157ZM166 88H168V89H170V90H174V91H179V89H182L181 87H175V86H173V85H166L165 86ZM205 87V86H204ZM207 87V86H206ZM221 87V86H220ZM234 87V86H233ZM262 88H263V86H261ZM129 88V89H130ZM134 88V87H133ZM133 88H132V90H133ZM156 88V87H155ZM161 88H162V86H161ZM186 88V87H185ZM227 88H229V87H227ZM243 88V87H242ZM245 88V87H244ZM190 89V88H189ZM193 89V88H192ZM222 89V88H221ZM234 89V88H233ZM183 90V89H182ZM181 90V93H179V94H182V93H184V91H182ZM213 90H215V89H213ZM223 90V89H222ZM240 90H242V89H240ZM248 90V89H247ZM251 90V89H250ZM256 90L258 91V89H257V87H256ZM260 90V89H259ZM262 90V89H261ZM211 91H212V89H211ZM218 91H219V89H218ZM227 91V90H226ZM229 91V90H228ZM246 91V90H245ZM194 92H195V90H194ZM260 91H258V93H259ZM140 93V92H139ZM146 93V92H145ZM196 93H197V91H196ZM211 93V92H210ZM241 93V92H240ZM256 93V92H255ZM257 93V94H258ZM263 93V92H262ZM144 94V93H143ZM162 94V93H161ZM193 94V93H192ZM204 94H205V92H204ZM216 94H218L217 92H216ZM163 95V94H162ZM172 95V94H171ZM175 95L176 94H174V97H175ZM194 95V94H193ZM197 95H199V94H197ZM202 95V94H201ZM200 95V96H201ZM212 95V94H211ZM206 96H207V94H206ZM215 96H217V95H215ZM244 96V95H243ZM243 96H241V97H243ZM246 96H248V94H246ZM253 96V95H252ZM178 97V96H177ZM185 97V96H184ZM195 97V96H194ZM211 97V96H210ZM253 97H255V95L253 96ZM149 98V97H148ZM171 98V97H170ZM169 98V99H170ZM197 99H198V97H196ZM203 98V97H202ZM201 98V99H202ZM204 98L206 99V97L204 96ZM218 98H219V96H218ZM236 98H238V96L236 97ZM240 98V97H239ZM247 98V97H246ZM261 98V97H260ZM178 99V98H177ZM200 99V98H199ZM198 99V100H199ZM200 99V100H201ZM210 99V98H209ZM243 99V98H242ZM172 100V99H171ZM182 101H183V99H182ZM245 101H247V99H245ZM252 101V100H251ZM176 102V101H175ZM221 102H222V100H221ZM257 102V101H256ZM171 103H172V101H171ZM170 103V104H171ZM179 103V102H178ZM188 103V102H187ZM190 103V102H189ZM214 103H215V101H214ZM224 103V102H223ZM261 102H259V104H260ZM193 104H194V102H193ZM195 104H197V102H195ZM199 104V103H198ZM229 104V103H228ZM264 104V103H263ZM185 105V104H184ZM190 105V104H189ZM202 105H203V103H202ZM221 105V104H220ZM230 105V104H229ZM250 105V104H249ZM258 105V104H257ZM174 108H176L175 107V105H172ZM177 106V105H176ZM179 106H180V104H179ZM178 106V107H179ZM185 106H188V105H185ZM204 106V105H203ZM214 106V105H213ZM218 106V105H217ZM247 106V105H246ZM245 106V107H246ZM251 106V105H250ZM249 106V107H250ZM255 106V105H254ZM254 106H252V107H254ZM183 107V106H182ZM190 107V106H189ZM215 107V106H214ZM220 107V106H219ZM232 107H234V106H232ZM240 107V106H239ZM243 107V106H242ZM249 107H247V108H249ZM255 107H257V106H255ZM258 107H260V105L258 106ZM257 107V108H258ZM261 107H262V105H261ZM261 107L259 108V109H261ZM190 108H192V107H190ZM194 108V107H193ZM236 109L238 108V106H236L235 107ZM262 108H264V107H262ZM177 109V108H176ZM196 109V108H195ZM198 109V108H197ZM213 109V108H212ZM212 109H210V110H212ZM222 109V108H221ZM181 110V109H180ZM217 110H218V108H217ZM247 110V109H246ZM264 111V110H263ZM185 112H186V110H185ZM201 112H202V110H201ZM200 112V113H201ZM204 112V111H203ZM219 112V111H218ZM245 112V111H244ZM257 112H259V110H252L251 109V111H246V113H248L246 116L244 115V116H242V117H239V114L240 113H238V118H240V119H243L244 120V122H247V121H249V120H252L253 119V121L254 122H252V123H250V124H252V125H250L251 126V131L248 129V127L250 128V126H248L247 127V130L246 131H250V133L249 134H247L248 135V138H247V140H249L247 143L250 145V144H258L256 147H258V146H260V145H264V128H262V127H264V122L263 123H261L260 121H259V118L258 117H260V116H263V115H260V114H258ZM179 113V112H178ZM206 113H210V112H206ZM261 113V112H260ZM243 113H241L240 115H242ZM261 114H263V112L261 113ZM187 115V114H186ZM190 115V114H189ZM260 115V116H259ZM233 117V116H232ZM237 117V116H236ZM264 117V116H263ZM262 119V118H261ZM260 119V120H261ZM205 120H207V119H205ZM235 120H236V118H235ZM235 120L233 119V121L235 122ZM241 122V121H240ZM226 123V122H225ZM229 122H227V124H228ZM236 123V122H235ZM226 124V125H227ZM244 125H245V123H244ZM164 126V125H163ZM229 126V125H228ZM237 126V125H236ZM241 126V125H240ZM240 126H238V127H240ZM246 126H247V124H246ZM227 127V126H226ZM243 127V126H242ZM245 127V126H244ZM158 128V127H157ZM163 128V127H162ZM226 129V128H225ZM233 129V128H232ZM227 130V129H226ZM242 130H243V128H242ZM242 130L241 131H238L237 133H236V136H234V139H236V141H237V144H236V142L235 143H233L231 146L229 145V149L227 150L226 149V151L222 154V156H221V158L219 159L218 158V160H216V163H215V165H214V167H212L213 169H211L210 171H208V169L206 170L205 169V167H201V169H199V171L200 172H198L197 173V171L195 172V173H197L196 174V176H194L193 175V177H194V181H192L194 184L195 183H198L197 184V187H196V189H195V191H194V189H193V195H192V190H191V192H190V194L193 196V197H191V202L189 203V201L187 202L186 200L187 199H183V201L181 202L180 201V204H178V206L177 207H175L174 206V208H172V209H170V211H169V213H171V215H170V217L169 218H167V220L165 221V223H166V226H168V228H170V229H175V228H179V230L177 231V232H175L174 234L172 233V235H169V236H165V237H162L161 235H162V232H161V235H158L157 234V236H154V237H152V238H150L149 239V237H148V239H149V241L146 243V247H148L149 245H154V247H153V249L149 252L150 254H146L145 252H143V253H141V251L140 252H136V253H134L135 255L134 256H132L128 261L127 260H123V261H119V262H115L116 264H148V263H150L151 262V259H153L157 254H159L160 253V250H161V248H162V246H163V244L164 243H169L170 244V247L168 248V252H167V255H166V262H165V264H173V263H175L177 260H178V258H179V256L182 254V252L184 251V246L187 244L186 242H187V238L188 237H190V235H191V233H192V231H193V229H194V227L196 226V224H200V223H198V222H200V220H202V221H204V220H207V219H205V218H200L199 217V205H200V203L202 202V203H205L204 201V198H205V195H206V192L211 188V184L213 183V180H216L217 178V175L219 174V173H223V172H225L226 170H229V169H235L236 167H234L235 165H236V163H237V161H238V159H239V156H240V149H239V151H238V148H237V146L239 147V145L240 144H238V143H243V141H245L246 140V136L244 135V133L242 132ZM233 131V130H232ZM245 132V131H244ZM167 133V132H166ZM212 136V135H211ZM228 136V135H227ZM245 136V137H244ZM112 138H114V140L117 138V139H122L121 137H119V136H111ZM110 137V138H111ZM214 138H215V135H214ZM113 140V139H112ZM114 143V142H113ZM231 143V142H230ZM260 143V144H259ZM108 144H110V142L108 143ZM110 145H112V144H110ZM244 145H245V143H244ZM67 146H65V148H66ZM133 147V146H132ZM132 147H130V149L132 148ZM137 147V146H136ZM249 147V146H248ZM247 147V148H248ZM69 148V147H68ZM134 148V147H133ZM138 148V147H137ZM240 148V147H239ZM139 149H140V147H139ZM191 149V148H190ZM242 149V148H241ZM244 149V148H243ZM66 150V149H65ZM64 150V151H65ZM121 150H123V149H121ZM127 150V149H126ZM192 150V149H191ZM196 150V149H195ZM249 150V149H248ZM263 150V149H262ZM261 150V151H262ZM63 151V157H65V154L64 153H67V150L64 152ZM71 151L72 152H70L71 154H74V153H76V151H74V153H73V149H71ZM129 151H131V150H129ZM128 151V153H129V155H131V157H132V155H133V153L131 154L130 152ZM199 151V150H198ZM203 151V150H202ZM201 151V152H202ZM243 151V150H242ZM264 151V150H263ZM69 152V151H68ZM105 152V151H104ZM104 152H101V154L102 153H104ZM108 152V151H107ZM140 152H142V150L140 149ZM140 152H136V148H135V153H139V155L140 154H142V153H140ZM192 152H194V151H192ZM244 152H246V150L245 151H243V152H241V155L242 154H244ZM249 152V151H248ZM247 152V153H248ZM253 152V151H252ZM258 152V151H257ZM53 153H54V151H53ZM69 153V154H70ZM97 153H99V152H97ZM97 153L96 154H94V155H97ZM109 153V152H108ZM107 153V154H108ZM120 153V152H119ZM255 153V152H254ZM68 154V153H67ZM92 154V153H91ZM109 154H111V153H109ZM118 154V153H117ZM137 154H136V157H137ZM197 154V153H196ZM256 154V153H255ZM262 154H264V152L262 153ZM261 154V155H262ZM56 155V157H57V153L55 154ZM93 155V154H92ZM100 155V154H99ZM98 155V156H99ZM104 155V154H103ZM120 155V154H119ZM128 155V156H129ZM138 155V156H139ZM261 155H258L259 156V158L261 157ZM59 156V155H58ZM62 156V155H61ZM75 156V155H74ZM80 156V155H79ZM79 156H77V157H79ZM105 156H107L106 155V153H105ZM244 156H245V154H244ZM256 156V155H255ZM91 157V156H90ZM104 157V156H103ZM108 157H110V156H108ZM113 157V156H112ZM116 157H118V155L116 156ZM123 157H126V156H123ZM242 157H243V155H242ZM241 157V158H242ZM252 157H254V156H252ZM59 158V157H58ZM76 157H74V160L76 161H78V158H76ZM88 158H89V156H88ZM92 158V157H91ZM100 158V157H99ZM98 158V159H99ZM254 158H256V157H254ZM254 158H252V159H254ZM262 158V157H261ZM264 158V157H263ZM61 159H63L62 157H61ZM65 159V161H66V157L64 158ZM80 159H82L81 160V162H79V163H77V164H80V163H82V164H84V158H79V160ZM97 159V158H96ZM102 159H104V158H102ZM114 159H115V157H114ZM140 159V158H139ZM86 160V159H85ZM92 161L94 160V162H95V159L93 158V159H91ZM91 160H90V162H91ZM99 160H101V159H99ZM53 161H54V159H53ZM60 161V160H59ZM70 161V159H68V162ZM73 161V159L70 161V163ZM76 161V162H77ZM83 161V162H82ZM87 161H89V159L87 160ZM113 161V160H112ZM112 161H110V162H112ZM263 161V160H262ZM261 161V162H262ZM54 162H56V160L54 161ZM67 161H66V163H68ZM100 163H101V161H99ZM109 162V161H108ZM107 161H106V165L108 166V163ZM264 162V161H263ZM62 163V162H61ZM65 163V164H66ZM75 163V162H74ZM89 163V162H88ZM102 163H105V162H102ZM108 163V164H107ZM120 163H122V162H120ZM239 163H241L240 162V159H239ZM251 163H252V161H251ZM55 164H60V162H58V163H55ZM54 164V165H55ZM63 164V163H62ZM61 164V165H62ZM64 164V165H65ZM77 164H73L72 163V165L71 166H73V168H74V166L75 167H77L78 165ZM81 164V165H82ZM99 164V163H98ZM113 164V163H112ZM117 164H119V163H117ZM123 164H125V163H123ZM131 164H133V163H131ZM250 164V163H249ZM248 164V165H249ZM81 165H79V166H81ZM91 165H93V164H91ZM90 165V166H91ZM104 165V164H103ZM256 165V164H255ZM58 166H60V165H58ZM68 166H70V165H68ZM94 166V165H93ZM133 166V165H132ZM206 166V165H205ZM237 166V165H236ZM55 167H56V165H55ZM92 167V166H91ZM104 167H106V166H104ZM118 167H120V166H118ZM129 168H130V166H128ZM210 168H211V165L209 166ZM208 167V168H209ZM258 167L259 166H257L256 168H257V170H258ZM73 168H69V170L70 169H73ZM113 168V167H112ZM112 168H109V169H112ZM125 168H126V166H125ZM260 168V167H259ZM202 169H205L204 171V173H203V171H202ZM68 170V171H69ZM116 170V169H115ZM121 170V169H120ZM236 170V169H235ZM255 170V169H254ZM67 171V172H68ZM230 171V170H229ZM232 171V170H231ZM71 172H72V170H71ZM107 172V171H106ZM106 172L103 174V175H105L106 174ZM116 172V171H115ZM115 172L114 173H112V175L113 174H115ZM118 172V171H117ZM120 172V171H119ZM247 172V171H246ZM254 172V171H253ZM103 173V172H102ZM101 173V174H102ZM234 173V172H233ZM236 173H239V172H237L236 171ZM262 173H264V172H262ZM67 174H70V172L69 173H67ZM72 175L74 174V173H71ZM126 174V173H125ZM188 174V173H187ZM240 174V173H239ZM249 174H251L250 172H249ZM261 174V173H260ZM66 175V174H65ZM106 175H108V174H106ZM116 175H117V173H116ZM184 175H186V173L184 174ZM247 175V174H246ZM252 175V174H251ZM258 174H256V176H257ZM74 176V175H73ZM111 176V175H110ZM113 176H115V175H113ZM182 176H183V174H182ZM187 176V175H186ZM186 176H184L185 178H187ZM247 176H249V175H247ZM261 176V175H260ZM72 177V176H71ZM109 177V176H108ZM124 177V176H123ZM140 177V176H139ZM110 178V177H109ZM142 178V177H141ZM184 178V179H185ZM216 178V179H215ZM236 178V177H235ZM239 178V177H238ZM238 178H236L235 179V181H239L238 180ZM247 178V177H246ZM249 178V177H248ZM247 178V179H248ZM252 178H253V176H252ZM259 178V177H258ZM111 179V178H110ZM137 179V178H136ZM136 179H134V180H136ZM140 179V178H139ZM183 179V178H182ZM251 179V178H250ZM250 179H248V181H250ZM255 179H257V178H254V182L256 183V181H255ZM105 180H107V178L105 179ZM120 180V179H119ZM121 180H123L124 181V179H121ZM138 180V179H137ZM180 180H181V178H180ZM190 180V179H189ZM253 179H251V181H252ZM259 181L256 183L257 185L258 184H260V181L261 182H263L264 180H261V178H259L258 179ZM108 181V180H107ZM112 181V180H111ZM110 181V182H111ZM133 181V180H132ZM183 181V180H182ZM198 181V182H197ZM248 181H246V183L248 182ZM84 182H85V180H84ZM94 183V180L93 181H91V183ZM110 182L108 183L109 184V188H110ZM183 182H185V181H183ZM191 181H186V183H187V187H190L191 186V183H192ZM216 182H218V181H216ZM222 182V181H221ZM221 182H220V185L219 184H216V187H214V185H213V187H214V189L213 190H215V188H219L220 186H221ZM243 182V181H242ZM253 182V181H252ZM97 183V182H96ZM95 183V184H96ZM140 183H141V181H140ZM139 182H138V184H140ZM223 183V182H222ZM240 183V182H239ZM250 183V182H249ZM249 183H247V184H249ZM79 184V183H78ZM94 184V185H95ZM97 184H99V183H97ZM105 184V183H104ZM112 184V183H111ZM133 184V183H132ZM243 184V183H242ZM246 184V185H247ZM252 184H254V183H252ZM256 184H254L256 187H257V185ZM86 185V184H85ZM89 185H90V183H89ZM101 185H103V184H101ZM112 185H114V184H112ZM134 185H135V182H134ZM186 185V184H185ZM196 185V184H195ZM194 185V186H195ZM227 186H228V184H226ZM239 185V184H238ZM251 185V184H250ZM252 186L253 187V189H255L256 187L255 186ZM263 185H264V183H263ZM81 186V185H80ZM91 186V185H90ZM137 186V185H136ZM240 186V185H239ZM247 186H249V185H247ZM251 186H249L250 188H251ZM83 187V186H82ZM105 187H108V186H105ZM131 187V186H130ZM139 187V188H138ZM138 189L136 188L135 190L137 191V190H140V186L138 185ZM179 187V186H178ZM255 187V188H254ZM259 187V186H258ZM87 188V187H86ZM85 188V189H86ZM96 188H98V187H96ZM113 188V187H112ZM132 188V187H131ZM134 188V187H133ZM193 188V187H192ZM249 188V189H250ZM82 189H84V188H82ZM89 189H90V187H89ZM100 189H103V188H100ZM115 189V188H114ZM150 189V187H148V189L146 188L145 190H149ZM186 189V188H185ZM185 189L184 190H182L181 192H183L184 193V191H185ZM248 189V188H247ZM263 189V188H262ZM86 190H88V189H86ZM106 190V189H105ZM104 189L103 190H99L98 192L96 191L95 193H100V194H104L106 197H114L115 198V196H114V191L112 192V190H108V191H105ZM134 190V189H133ZM132 190V191H133ZM134 190V191H135ZM178 190V189H177ZM188 190H189V188H188ZM189 190V191H190ZM213 190H211L212 192H213ZM237 190V189H236ZM240 190V189H239ZM244 190V189H243ZM246 190V189H245ZM257 190V189H256ZM81 191H83V190H81ZM89 191V190H88ZM88 191H85L84 190V192H82V193H87ZM186 191H187V189H186ZM186 191H185V193H186ZM210 191V193H212ZM249 191H252V189H250ZM255 191V190H254ZM90 192V191H89ZM88 192V193H89ZM138 192V191H137ZM227 192V191H226ZM241 192H244V191H241ZM253 192V191H252ZM258 192V191H257ZM262 192V191H261ZM92 193H94V192H91V193H89V194H92ZM118 193H120L119 191H118ZM147 193V195L149 194L148 192H146ZM181 194V195H184V194ZM238 193V192H237ZM237 193H236V191L235 192H233L232 193V197L233 198H236V196H237ZM129 193H127V195H125V196H129L128 195ZM131 194V193H130ZM189 194V195H190ZM224 194V193H223ZM222 194V192L220 193V195H223ZM242 194V193H241ZM262 194V193H261ZM260 194V196H262L263 197V194L261 195ZM136 195V194H135ZM135 195L133 196V197H130V200L129 201H133L134 199H135ZM144 195V194H143ZM146 195V194H145ZM144 195V196H145ZM147 195L145 196V198L147 197ZM180 195V194H179ZM178 195V196H179ZM180 195V196H181ZM186 196H188L187 194H185ZM185 195H184V198H186L185 197ZM252 195L253 196H255L253 193H252ZM95 196V195H94ZM117 197L116 198H118V200H119V197H118V194L116 195ZM177 196V197H178ZM259 196V195H258ZM81 197V196H80ZM80 197H78V198H80ZM89 197V196H88ZM190 197V196H189ZM188 197V198H189ZM215 197H216V195H215ZM218 197H220L219 195H218ZM217 197V198H218ZM241 197V196H240ZM125 198H127V197H125ZM134 198V199H133ZM181 198H183L182 196H181ZM180 198V199H181ZM222 198H224V197H222ZM245 198V197H244ZM247 198V197H246ZM248 198H249V196H248ZM257 198V197H256ZM124 199V198H123ZM127 199H129V198H127ZM142 199V198H141ZM140 199V200H141ZM239 199V198H238ZM94 199H88L87 197L86 198H82L81 197V199H79L78 201H76V202H73L72 200V202L70 201V203H67L66 202V205H64L65 206V208H66V211H67V214H66V217H64V219H65V222H64V225L62 226L63 228H62V230L61 231H58V236H59V238H58V240L56 239V237L54 236V235H52V237H49L50 239H56V241H59V242H62L63 244H64V249H65V252L64 251H62V250H60V252H59V250L58 251H56L55 249H57L56 247L54 248L53 246H54V244H53V246L52 245H50V243H49V245H43L44 243L45 244H48V242L46 243L45 242V240L44 241H42L43 242V244H41L42 242H40V240L39 239H41V238H39L38 239V237H39V235L37 234V236L38 237H36V236H33L34 234H33V232L31 233V234H33V235H30V236H32V238H33V241L36 243V244H39V246H40V250H39V252H40V255H42V256H53L55 259H56V262H57V264H59L60 262H62V258L63 259H68L71 255H75V257L77 256V257H80V258H82L83 260L85 259V260H89L88 258V256L86 255V254H84L83 252H80V251H77V250H75L74 249V245H72L71 243H74L75 245H78V244H81V245H83V246H85L86 244H88L89 245V242L94 238H96V240H95V242L99 239V238H97V236L99 235V234H102V235H104L105 234V232H107V231H109V229H112V226L110 225V219H109V222H107V224H106V226L103 228H101L100 226V228L98 229V227L96 228L93 224H92V222L94 221V223H95V218L93 219V218H89V216H90V213L91 212H95V213H97V215L99 216V217H101V223L103 222V220H107L108 219V216H109V214L110 213H108L107 211L108 210H111V208L110 207H107L106 206V202H105V206L107 207H104V208H102V210L100 209L99 210V208H98V204H96V202H94L93 201ZM143 200H145V199H142L141 201H138V206L137 207H139V206H142L143 205V203L142 202H144ZM189 200V199H188ZM219 200H222V199H219ZM231 200V199H230ZM242 200V199H241ZM258 200V199H257ZM124 201V200H123ZM129 201H128V203H129ZM232 201V200H231ZM231 201H229V202H231ZM243 201V200H242ZM263 201H264V199H263ZM109 202H111V201H109ZM109 202H107V203H109ZM113 202V201H112ZM118 202H120V201H118ZM125 202V201H124ZM130 202V203H131ZM249 202H251V201H249ZM98 203V202H97ZM126 204H124V205H127L128 203H127V201L125 202ZM130 203H129V205L128 206H130ZM217 203H219V202H217ZM253 203H254V201H253ZM101 204H103L102 202H101ZM112 204L113 203H111V205H109V206H112ZM220 204V203H219ZM255 204L257 205V203H256V201H255ZM259 204H260V202H259ZM258 204V207H262V206H260ZM104 205V204H103ZM108 205V204H107ZM132 205V204H131ZM216 205V204H215ZM250 205V204H249ZM251 205H253V204H251ZM118 206V204H116V205H114V207L112 206V208H114L113 210H115V212L117 213V212H119V214H120V212L121 213H123L120 209H119V207H117ZM244 206V205H243ZM248 206V205H247ZM127 207V206H126ZM136 207V209H138ZM143 207V206H142ZM141 207V208H142ZM222 207H224V206H222ZM221 207V208H222ZM233 207V206H232ZM238 207H241V205L240 206H238ZM235 208V207H234ZM234 208H233V210H232V212L234 211ZM204 209H206V208H204ZM236 209V208H235ZM246 209V208H245ZM260 209H263V207L262 208H260ZM104 210H107V211H104ZM117 210V211H116ZM219 210V209H218ZM222 210V209H221ZM221 210H219V211H221ZM237 210V209H236ZM252 210V209H251ZM255 210V209H254ZM134 211H135V209H134ZM214 211V210H213ZM228 211V210H227ZM230 211V210H229ZM110 212V211H109ZM151 212V211H150ZM212 212V211H211ZM217 212V211H216ZM245 212V211H244ZM248 213H250L249 211H247ZM252 212H254L253 210H252ZM258 212V211H257ZM112 213V212H111ZM149 213V212H148ZM221 213V212H220ZM227 213H229V212H227ZM243 213V212H242ZM259 213V212H258ZM257 213V214H258ZM144 214H146V213H144ZM143 214V217L144 216H146V215H144ZM150 214H152V212L150 213ZM150 214H149V216H150ZM215 214V213H214ZM225 214V213H224ZM238 214L240 215V213L238 212ZM245 214H247L246 212H245ZM252 214V213H251ZM257 214H256V217H257ZM115 215V214H114ZM113 215V216H114ZM118 214H116V220H115V222L117 221V216ZM218 215V214H217ZM226 215V214H225ZM238 215V216H239ZM141 216V215H140ZM153 216V215H152ZM204 216V215H203ZM228 216V215H227ZM235 216H236V214H235ZM249 217L251 216L250 214L248 215ZM112 217V216H111ZM147 217H148V214H147ZM241 217V216H240ZM245 217V216H244ZM244 217H243V219H244ZM254 217V216H253ZM109 218H110V216H109ZM140 218H142V217H140ZM199 218H200V220H199ZM211 218V217H210ZM221 218V217H220ZM224 218V217H223ZM222 218V219H223ZM227 218V217H226ZM238 219H239V217H237ZM245 218H247V216L245 217ZM252 218V217H251ZM260 218H261V220L264 222V215L263 216H260ZM260 218H259V220H260ZM144 219H147L146 217H144ZM143 219V220H144ZM209 219V218H208ZM221 219V220H222ZM233 219H235V218H233ZM257 219V218H256ZM96 220H97V218H96ZM142 220V222H145V221H143ZM211 220V219H210ZM217 220H218V218H217ZM225 220V219H224ZM240 220V219H239ZM245 220V219H244ZM259 220H257V221H259ZM100 221H96V222H99L100 223ZM130 221V220H129ZM226 221V220H225ZM228 221V220H227ZM226 221V222H227ZM232 221H234V220H232ZM236 221V220H235ZM234 221V222H235ZM241 221V220H240ZM247 221V220H246ZM246 221H245V223H246ZM251 220H249L248 222H250ZM256 221V220H255ZM255 221H254V223H255ZM261 221V222H262ZM105 222V221H104ZM114 222V221H113ZM218 222H219V220H218ZM229 222V221H228ZM233 222V223H234ZM243 222V221H242ZM262 222V223H263ZM139 223H141V221H139ZM240 223V222H239ZM252 223V222H251ZM254 223H253V225H254ZM112 224V223H111ZM117 226H115V227H117L118 228V224L120 225V223H115ZM114 224V225H115ZM138 224V223H137ZM215 224V223H214ZM237 224V223H236ZM242 224H244V223H242ZM101 225V224H100ZM113 225V224H112ZM140 225V224H139ZM224 225H225V222H224ZM247 225H249V224H247ZM262 225H264V223L262 224ZM140 226H142V223H141V225ZM226 226H227V224H226ZM236 226V225H235ZM88 227H93L94 229L96 228L97 230L95 231V230H93V231H95L96 233L95 234H93V233H90L89 232V230H88ZM115 227L113 228V232L115 233L116 232V230L117 229H115ZM143 227V226H142ZM142 227H140V229H142ZM221 228H223V226H220ZM144 228V227H143ZM244 228V227H243ZM247 228H249V227H247ZM260 228V227H259ZM114 229H115V231H114ZM136 229V228H135ZM138 229V228H137ZM147 229V228H146ZM170 229L168 230V231H170ZM231 229H232V227H231ZM256 229V228H255ZM143 230V229H142ZM223 230H224V228H223ZM222 230V231H223ZM263 230V229H262ZM92 231V232H93ZM118 231V230H117ZM162 231V230H161ZM165 231V230H164ZM163 231V232H164ZM103 232H104V234H103ZM111 233H113L112 231H110ZM159 232V231H158ZM167 232V231H166ZM228 232V231H227ZM227 232H226V234H227ZM244 232H245V230H244ZM138 233H139V231H138ZM137 233V234H138ZM143 233V232H142ZM157 233V232H156ZM214 233V232H213ZM220 233H222V232H220ZM225 233V232H224ZM238 233H239V231H238ZM247 233V232H246ZM257 233V232H256ZM116 234V233H115ZM223 234V233H222ZM248 234V233H247ZM97 235V236H96ZM108 235H110L109 234V232H108ZM107 235V237H109ZM117 235V234H116ZM115 235V236H116ZM141 235V234H140ZM143 235V234H142ZM155 235V234H154ZM193 235V234H192ZM212 235H214V234H212ZM211 235V236H212ZM234 235H235V233H234ZM240 235H241V233H240ZM261 235V234H260ZM57 236V235H56ZM101 235H99V237H100ZM112 236H113V234H112ZM119 236V235H118ZM153 236V235H152ZM208 236V235H207ZM210 236V235H209ZM245 236V235H244ZM251 236V235H250ZM264 236V235H263ZM102 237V236H101ZM100 237V238H101ZM104 237V236H103ZM102 237V238H103ZM106 237V238H107ZM111 237V236H110ZM195 237H196V235H195ZM194 237V238H195ZM220 237V236H219ZM246 237V236H245ZM31 238V237H30ZM105 238V239H106ZM113 238V237H112ZM111 238V241L113 240L114 241V239H112ZM115 238V237H114ZM134 238V237H133ZM136 238L137 239H139V235H138V237H135L134 238V240L136 241ZM206 238H208V237H206ZM221 238V237H220ZM251 238V237H250ZM249 238V239H250ZM255 238H257V237H255ZM254 237L252 238L253 240L255 239ZM93 239V240H94ZM116 239V238H115ZM118 239V238H117ZM116 239V240H117ZM198 239V238H197ZM196 239V240H197ZM211 239V238H210ZM216 239V238H215ZM224 240H225V238H223ZM236 239H238L237 238V236H236ZM258 239V238H257ZM53 240V241H54ZM92 240V241H93ZM100 240V239H99ZM108 240H110V238L108 239ZM115 240V241H116ZM132 240V239H131ZM195 240V241H196ZM203 240V239H202ZM205 240V239H204ZM208 240V239H207ZM248 240V239H247ZM31 241H32V239H31ZM47 241V240H46ZM72 241V242H71ZM91 241V242H92ZM112 241V242H113ZM200 241V240H199ZM198 240H197V242H199ZM215 241V240H214ZM259 241H261L260 239H259ZM29 242V241H28ZM51 242V241H50ZM94 242V243H95ZM101 242V241H100ZM99 242V243H100ZM104 242V241H103ZM102 242V243H103ZM121 242V241H120ZM217 242H218V244H219V241H216V244H217ZM224 242H226V241H224ZM231 242H234V241H231ZM252 242H255V241H250V243H252ZM31 243H33V242H31ZM93 243V242H92ZM106 243H107V241H106ZM109 243V242H108ZM195 243V242H194ZM199 243H204V242H199ZM208 243H210L211 244V242H208L207 241V244ZM230 243V242H229ZM229 243H227L226 244V246L228 245L229 247H230V245L232 244V243H230V245H229ZM249 243V242H248ZM256 243V242H255ZM254 243V244H255ZM58 244V243H57ZM60 244V243H59ZM95 244H97L98 245V243H95ZM113 244V243H112ZM111 244V245H112ZM142 244V243H141ZM143 244H145V243H143ZM142 244V245H143ZM197 245H200L201 246V244H198V243H196ZM234 244V243H233ZM87 245V246H88ZM96 245V246H97ZM103 245V244H102ZM106 245V244H105ZM125 245V244H124ZM135 245H139V244H136L135 243ZM196 245V246H197ZM215 245V244H214ZM222 245V244H221ZM27 246H28V248H30V244L28 243L27 244ZM80 246V245H79ZM92 246H93V244H92ZM91 246V247H92ZM96 246H94V247H96ZM100 246V245H99ZM115 246V245H114ZM140 246V245H139ZM143 246H145V245H143ZM142 246V247H143ZM200 246H198V247H200ZM232 246H234V245H232ZM245 246H247L246 244H245ZM78 247V246H77ZM91 247H90V249H91ZM102 247V246H101ZM104 247V246H103ZM108 247V246H107ZM113 246H111V248H112ZM117 247V246H116ZM129 247H130V245H129ZM135 247V246H134ZM133 247V248H134ZM137 247V246H136ZM135 247V248H136ZM151 247V246H150ZM149 247V248H150ZM164 247V246H163ZM206 247V246H205ZM216 247V246H215ZM228 247V248H229ZM238 247V246H237ZM250 247V246H249ZM62 249H63V247H61ZM60 248V249H61ZM115 248V247H114ZM133 248H131V252L129 251L130 250V248H129V253H132V249ZM135 248H134V250H135ZM139 248V247H138ZM244 248V247H243ZM59 249V248H58ZM63 249V250H64ZM81 249H82V247H81ZM84 249H85V247H84ZM92 249H93V247H92ZM91 249V250H92ZM96 249H97V247H96ZM96 249H94L93 251L95 252V250ZM101 249V248H100ZM105 249V248H104ZM104 249H102V250H104ZM124 249V248H123ZM126 249V248H125ZM124 249V250H125ZM165 249H167V248H165ZM224 249V248H223ZM249 249V248H248ZM253 249V248H252ZM108 250H110V249H108ZM107 250V251H108ZM124 250H123V252H124ZM143 250V249H142ZM145 250V249H144ZM203 250V249H202ZM201 250V251H202ZM82 251H85V250H82ZM98 251V250H97ZM113 252H114V250H112ZM115 251H118L119 252V249L117 248ZM125 251H127V249L125 250ZM146 251L148 252V249L146 248ZM245 251H247V249L246 250H244V252ZM248 251H250V250H248ZM105 252V251H104ZM1 253V252H0ZM87 253V252H86ZM96 253V252H95ZM108 253V252H107ZM107 253H106V256H107ZM235 253H236V251H235ZM251 253H253L252 251H251ZM263 253V252H262ZM122 254H124V253H122ZM133 254V253H132ZM198 254V253H197ZM200 254V253H199ZM254 254V253H253ZM261 254V253H260ZM93 255H96V254H94L93 253ZM120 255V254H119ZM124 255H126V254H124ZM124 255H121L122 257L124 256ZM131 255V254H130ZM196 255V254H195ZM201 255V254H200ZM203 255V254H202ZM204 255H206V254H204ZM235 255V254H234ZM249 255V254H248ZM255 255V254H254ZM48 256V257H49ZM126 256H128V255H126ZM193 256H194V254H193ZM197 256V255H196ZM195 256V257H196ZM38 257V256H37ZM91 257V256H90ZM129 257V256H128ZM183 257V256H182ZM237 257H238V255H237ZM47 257H43V261H44V259H46ZM165 258V257H164ZM194 258V257H193ZM235 258V257H234ZM239 258V257H238ZM247 258V257H246ZM26 259V258H25ZM48 259V258H47ZM46 259V260H47ZM50 259V258H49ZM96 259V258H95ZM116 259V258H115ZM120 259V258H119ZM118 259V260H119ZM121 259H123V258H121ZM126 259H128V258H126ZM158 259V258H157ZM187 259V258H186ZM224 259V258H223ZM41 260V259H40ZM51 260V259H50ZM53 260V259H52ZM68 260H70V258L68 259ZM79 260H81V259H79ZM97 260V259H96ZM99 260V259H98ZM164 260V259H163ZM184 260H185V258H184ZM236 260H241V259H236ZM236 260H234V263L233 264H235V261ZM263 260V259H262ZM33 261V260H32ZM114 261H116V260H114ZM153 261V260H152ZM154 261H156L155 259H154ZM222 261V260H221ZM233 261V260H232ZM252 261V260H251ZM35 262H36V259H35ZM38 260H37V264H38ZM48 262H50V263H52L53 264V262H55V261H53V262H51V261H48ZM68 262H70V261H68ZM89 262V261H88ZM87 262V263H88ZM97 262V261H96ZM137 262V263H136ZM157 262V261H156ZM161 262H162V260H161ZM196 262V261H195ZM199 262V261H198ZM210 262V261H209ZM241 262H243V261H241ZM263 262V261H262ZM41 263V262H40ZM42 263H44V262H42ZM83 263V262H82ZM114 262H112L111 264H113ZM163 263V262H162ZM189 263V262H188ZM226 263V262H225ZM224 263V264H225ZM33 264V263H32ZM45 264H47L46 263V261H45ZM68 264V263H67ZM84 264H85V262H84ZM94 264H95V262H94ZM108 264V263H107ZM196 264H197V262H196ZM229 264H232L231 262H229ZM237 264V263H236ZM239 264V263H238ZM241 264V263H240ZM260 264V263H259Z\"/></svg>","mask_w":264,"mask_h":264}]
</instances>
